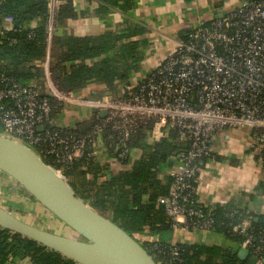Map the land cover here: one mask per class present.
<instances>
[{"label": "built area", "instance_id": "2783aa9c", "mask_svg": "<svg viewBox=\"0 0 264 264\" xmlns=\"http://www.w3.org/2000/svg\"><path fill=\"white\" fill-rule=\"evenodd\" d=\"M57 1L49 0L51 22ZM238 1L225 16L188 32L159 68L120 98L88 99L58 90L48 62L43 88L0 73V135L27 146L43 161L52 158L62 174L82 157L93 158L98 137L107 132L115 137L114 157L125 161L142 122L155 121V140L166 128L175 130L185 148L169 170L171 187L158 205L174 228L215 233L214 210L196 199L201 166L214 158V135L227 128H249L253 142L248 149L264 165V0ZM13 27V19L6 18L0 36ZM49 28L52 32V23ZM53 101L83 103L100 121L87 134L60 128L52 117ZM249 228L246 220L235 233L245 237L242 248L264 264V229ZM154 249L162 252L159 245ZM163 254L166 261L160 264H183L177 244L170 243Z\"/></svg>", "mask_w": 264, "mask_h": 264}, {"label": "trees", "instance_id": "16d2710c", "mask_svg": "<svg viewBox=\"0 0 264 264\" xmlns=\"http://www.w3.org/2000/svg\"><path fill=\"white\" fill-rule=\"evenodd\" d=\"M74 1L63 0L55 8L51 22L49 0H0V28L6 18L14 21L13 29L4 37L0 36V73L38 87L44 83L45 64L48 62L52 82L64 93L84 90L90 84L112 91L117 82L126 81L129 71L136 70V64L142 59L138 48L144 42L135 38L144 35L145 30L134 26L127 27L123 33L96 37H62L54 32L50 37V23L56 31L66 20L78 17ZM95 1L99 3L98 13L105 14L108 6H119L123 0ZM16 21L20 22L19 28L15 27ZM52 106V117L55 118L60 111V103L53 101ZM99 121V115H93L89 121L77 124L73 131L87 134ZM154 125L153 120L142 122L130 140V148H143L142 142ZM165 133L166 136L130 168L129 160H118L122 169L111 178L104 174L106 168L98 165L94 157L84 156L70 168L62 170V175L79 198L133 236L157 264L166 261L163 252L170 246L166 238L174 229L163 207L158 205L159 197L166 196L171 187V178H162V169L172 164V159L185 148L177 142L175 130L166 128ZM104 140L113 151L114 134L107 132ZM86 148L91 151V144ZM44 162L56 170L61 169L52 158H44ZM213 214L215 233L222 234L238 249L178 243L183 264L247 263L237 256L245 237L235 233L236 227L248 220L250 231L264 229V215L256 216L246 209H234L232 206L218 207ZM139 235L147 239L141 241ZM156 245L162 252L154 249ZM14 259H29L32 264H78L34 240L0 228V264H9Z\"/></svg>", "mask_w": 264, "mask_h": 264}, {"label": "crops", "instance_id": "0c3cea01", "mask_svg": "<svg viewBox=\"0 0 264 264\" xmlns=\"http://www.w3.org/2000/svg\"><path fill=\"white\" fill-rule=\"evenodd\" d=\"M62 2L58 0L56 7ZM238 4V0H123L119 6H108L107 13L103 14L98 13L99 3L95 0H75L78 17L66 20L56 31L52 29L50 37L53 32L62 37H96L114 32L123 33L127 27L144 29L145 34L135 38L144 42L138 48L142 59L136 64V70L129 71L126 81L117 82L112 91L98 84H90L84 90L72 93L74 97L88 99H95L99 95L120 98L125 95L127 88H133L159 68L193 28L225 16ZM128 5V8L121 7ZM38 87L43 88L44 83ZM92 116L93 113L85 104L68 102L60 103V111L54 119L60 128L71 130L77 124L89 121ZM151 132L142 142L143 148L131 149L128 167L143 154L150 152L153 145L166 136L164 130L163 137L155 140ZM252 142L249 128H227L214 135V158L204 161L198 177L196 199L199 202L213 210L232 206L234 209H246L256 216L264 215V165L260 155L248 149ZM94 152L96 163L106 168L104 174L108 177L111 178L122 169V163L106 145L104 135L98 137ZM175 165L176 160L173 158L172 164L163 167L162 178L169 176V170ZM0 190L15 198V202L19 200L32 205L39 204L2 172ZM146 239L143 235L140 237L141 241ZM166 241L171 244L217 245L234 251L238 249L222 234L188 231L184 228H174ZM9 264L32 262L29 259H14Z\"/></svg>", "mask_w": 264, "mask_h": 264}, {"label": "water", "instance_id": "95a60500", "mask_svg": "<svg viewBox=\"0 0 264 264\" xmlns=\"http://www.w3.org/2000/svg\"><path fill=\"white\" fill-rule=\"evenodd\" d=\"M15 27L19 28L20 22L16 21ZM0 172L75 236L29 224L2 206L0 228L34 240L78 264H157L133 236L79 198L60 172L27 146L3 135H0ZM237 256L242 262L260 264L246 248H240Z\"/></svg>", "mask_w": 264, "mask_h": 264}, {"label": "rangeland", "instance_id": "374dc122", "mask_svg": "<svg viewBox=\"0 0 264 264\" xmlns=\"http://www.w3.org/2000/svg\"><path fill=\"white\" fill-rule=\"evenodd\" d=\"M6 194L7 193H5V191L0 190V206L11 210L21 220L37 227L47 229L54 233H62L75 236V233L73 231L65 227L62 222L51 215L40 204L35 203L36 205H32L19 200L15 202V198L13 199L10 195ZM4 196L6 197L4 198ZM138 238L140 239V237Z\"/></svg>", "mask_w": 264, "mask_h": 264}]
</instances>
